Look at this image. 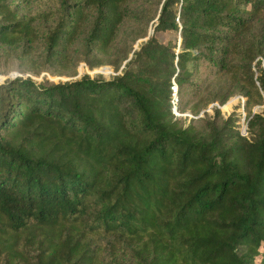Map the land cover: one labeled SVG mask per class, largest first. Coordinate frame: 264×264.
Listing matches in <instances>:
<instances>
[{
	"label": "trees",
	"instance_id": "obj_1",
	"mask_svg": "<svg viewBox=\"0 0 264 264\" xmlns=\"http://www.w3.org/2000/svg\"><path fill=\"white\" fill-rule=\"evenodd\" d=\"M13 58L116 72L0 82V264H264V0H0Z\"/></svg>",
	"mask_w": 264,
	"mask_h": 264
},
{
	"label": "rangeland",
	"instance_id": "obj_2",
	"mask_svg": "<svg viewBox=\"0 0 264 264\" xmlns=\"http://www.w3.org/2000/svg\"><path fill=\"white\" fill-rule=\"evenodd\" d=\"M159 37L162 40H168V38L173 37L175 35L174 31H163L158 33ZM9 65V70L7 73L2 74L0 73V82L4 80L7 76H16L19 74H24V75H31L36 79H41L43 76H48L50 78H53L55 80H67L71 78H76L81 76L84 73H90L92 75L103 73L106 77H110L112 74H115L116 70L115 67L112 64H103L101 66H98L96 68H90L89 64L84 60H80L76 66V71L75 73L72 74V72H58L54 71L56 66H51L47 65L45 68L41 70L38 74L27 68L25 65L26 63H20L19 59L13 58L11 60ZM6 64L5 66H7ZM175 80V79H173ZM247 101V96L242 93V91H237L235 94L230 96L224 103H221L219 105V114L221 116L227 117L229 116L232 112H238L241 115L240 119V127L243 129V132H246V128L248 126V120L247 117L250 119V117L255 113V112H261L264 108V104H255L252 105L251 107L245 106V102ZM217 102H212L211 104L208 105L206 108L207 111H209L210 114L215 113V108H213V105L216 104ZM175 112V110H173ZM178 112L175 114L177 116H187L188 117H198L203 115L205 112V109L201 110L197 115L191 112V110L185 109V111H180L177 109ZM217 113V112H216ZM188 122V121H187Z\"/></svg>",
	"mask_w": 264,
	"mask_h": 264
},
{
	"label": "built area",
	"instance_id": "obj_3",
	"mask_svg": "<svg viewBox=\"0 0 264 264\" xmlns=\"http://www.w3.org/2000/svg\"><path fill=\"white\" fill-rule=\"evenodd\" d=\"M172 89H173V93H174V99H173L174 110H175V113H176V112H178L177 111V104H176L178 86H177V82L175 80H173Z\"/></svg>",
	"mask_w": 264,
	"mask_h": 264
}]
</instances>
